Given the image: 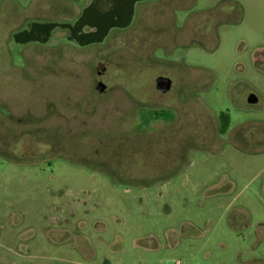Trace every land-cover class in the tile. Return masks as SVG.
Listing matches in <instances>:
<instances>
[{
  "label": "rangeland",
  "instance_id": "1",
  "mask_svg": "<svg viewBox=\"0 0 264 264\" xmlns=\"http://www.w3.org/2000/svg\"><path fill=\"white\" fill-rule=\"evenodd\" d=\"M90 1L0 0V264H264V0L140 2L100 44L13 41ZM159 76L182 105L135 137Z\"/></svg>",
  "mask_w": 264,
  "mask_h": 264
},
{
  "label": "trees",
  "instance_id": "2",
  "mask_svg": "<svg viewBox=\"0 0 264 264\" xmlns=\"http://www.w3.org/2000/svg\"><path fill=\"white\" fill-rule=\"evenodd\" d=\"M77 1V0H71ZM151 0H91L85 5L73 23L30 22L26 28L13 33L16 44L49 41L54 30L67 32L68 40L81 47L100 44L113 29H125L130 26L135 5ZM168 115V112H165ZM161 116V115H160ZM230 119L226 114L219 116V133L224 134L229 128Z\"/></svg>",
  "mask_w": 264,
  "mask_h": 264
},
{
  "label": "flooded vegetation",
  "instance_id": "3",
  "mask_svg": "<svg viewBox=\"0 0 264 264\" xmlns=\"http://www.w3.org/2000/svg\"><path fill=\"white\" fill-rule=\"evenodd\" d=\"M102 72H104V68H101V69L99 68L98 71H96V76L99 77L102 74ZM163 77H166V76H163ZM167 78H169V77H167ZM155 79H154V88L153 89H154V96L158 99V106L154 107V106H151L149 104L146 106L143 103L142 105H140V108H141V110H143L145 112V115H142L141 117L139 116L138 118H135V115L133 113V115L131 117L133 120L135 119L136 121L146 125V129L145 130L136 128L135 132H137V133H139L141 135L140 136L139 135H137V136L134 135L135 137H143L144 138V135L146 133L151 132L149 130L148 126L150 124H152V123L153 124L154 123L155 124L156 123H158V124H166V122H164L165 120L163 118L165 112L169 113L168 117L171 118V121H172V119H175L176 118V116L174 114L175 110L171 106H172V104L182 105V104H179L176 100H174L175 103H172V101H171V102H169L170 104L165 105L164 97L171 92L173 82L169 78L170 81H171V85H170L169 90L166 91V92H160V91H157L155 89ZM99 86L102 87V90H99ZM94 89L97 90L101 94L102 92L105 91L106 86L101 81H97L96 84H95ZM192 95H194L193 91L190 90L189 93H187V96L185 98V100H187V102H185V104H183V105H186V104H189V103L191 105L193 104L194 97H192ZM248 105H253V104H248ZM220 114H226V113H220ZM226 115H228V114H226ZM228 117H229V115H228ZM16 122L18 123V127L19 126L23 127V129L22 130H18L19 133L16 134V136H14V139L15 138H19L21 140V142L23 143L25 148H30V147L33 148V150L30 151L29 153L27 152V150L23 152L22 157H21L22 162H20V163H23V164H37L35 162H32L34 159H36V156H35L36 155V147H35L34 144L37 142L36 141V137H37V134H38L37 130L35 128L34 121L31 120V119L29 121H27V120L24 121L22 119H18ZM217 123H218L217 124L218 134L221 135V136L225 135L227 131L224 134H220L219 133V117L217 119ZM51 132H53V131H49V133H51ZM64 133H65V131H64ZM172 133H176V132L174 130H167V131L164 130L163 133L161 132V134H172ZM161 134L159 133V135H161ZM53 136L55 137V133L53 134ZM1 138L5 139V138H8V136L1 135ZM24 140H25V142H23ZM3 146H6V142L5 141L3 142ZM46 161H45V163H49L50 162L48 160H46Z\"/></svg>",
  "mask_w": 264,
  "mask_h": 264
},
{
  "label": "water",
  "instance_id": "4",
  "mask_svg": "<svg viewBox=\"0 0 264 264\" xmlns=\"http://www.w3.org/2000/svg\"><path fill=\"white\" fill-rule=\"evenodd\" d=\"M171 81L167 77L159 76L155 79V89L160 92H166L169 90ZM99 90H102V87L99 86ZM248 104H254L257 101V98L254 95H249L247 97Z\"/></svg>",
  "mask_w": 264,
  "mask_h": 264
},
{
  "label": "crops",
  "instance_id": "5",
  "mask_svg": "<svg viewBox=\"0 0 264 264\" xmlns=\"http://www.w3.org/2000/svg\"><path fill=\"white\" fill-rule=\"evenodd\" d=\"M151 1H153V0H151ZM173 1H175L174 7L176 9L183 10V11H187V10L192 9L194 7V5L197 3L196 0H173ZM148 2H150V1H148ZM156 2H158V1L156 0ZM158 3H160V2H158ZM161 7H165V6L162 5Z\"/></svg>",
  "mask_w": 264,
  "mask_h": 264
}]
</instances>
